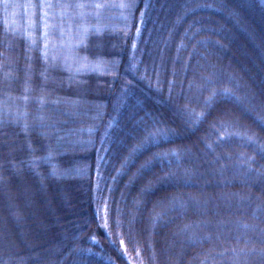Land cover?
Here are the masks:
<instances>
[{"label": "trees", "instance_id": "1", "mask_svg": "<svg viewBox=\"0 0 264 264\" xmlns=\"http://www.w3.org/2000/svg\"><path fill=\"white\" fill-rule=\"evenodd\" d=\"M110 1L54 57L0 0V264H264V0Z\"/></svg>", "mask_w": 264, "mask_h": 264}, {"label": "rangeland", "instance_id": "2", "mask_svg": "<svg viewBox=\"0 0 264 264\" xmlns=\"http://www.w3.org/2000/svg\"><path fill=\"white\" fill-rule=\"evenodd\" d=\"M51 1L53 0H42L43 3L52 4ZM75 2L76 0H66L63 4H52V7L40 8L44 22L38 28V21H36L38 8L36 9L34 0H4V5L10 14V20L13 19L12 21H14L12 23L28 30L31 36L35 38L36 36L44 38L47 41V52L54 53V57H56V54L60 53V51L68 49L72 43L81 41L82 36L85 37L86 34L83 32L85 26L93 28L100 23H106L108 21L107 7L109 8L112 4L116 7L115 3L110 0H85V2L77 0ZM80 3L85 4L86 7H76ZM95 3H101L106 6L96 9L93 7ZM64 5L67 6L65 7ZM118 10L120 9L118 8ZM113 11L116 10L113 9ZM120 14H116L117 18L120 17ZM17 18L19 22H16ZM45 24H47V28H45Z\"/></svg>", "mask_w": 264, "mask_h": 264}, {"label": "snow or ice", "instance_id": "3", "mask_svg": "<svg viewBox=\"0 0 264 264\" xmlns=\"http://www.w3.org/2000/svg\"><path fill=\"white\" fill-rule=\"evenodd\" d=\"M52 6H53V5L50 4V3H42V4L39 5L40 8H49V7H52ZM64 6L66 7L67 5H64ZM105 6H106V5L101 4V3H95V4L93 5V7L96 8V9H100V8H102V7H105ZM118 6L121 7V8H126V7H131V6H133V5H130V4H127V3H121V4H119ZM207 6L211 7L212 5H207ZM76 7H78V8H84V7H86V5L80 3V4H77ZM45 15H47V14L45 13ZM141 16H143V13H141ZM45 28H47V24H45ZM97 31H99V29H97ZM83 32H84V34H86V33L88 32V28H87L86 26L83 28ZM137 32L139 33V29H137ZM45 35H46V33H45ZM83 39H84V36L81 37V42L83 41ZM33 43H34V41H33ZM46 43H47V41H45V44H46ZM133 47H135V45H133ZM85 59H86V58H85ZM93 67H94V68H99L100 65L97 63V64L93 65ZM228 92H229V90H225V93H226V94H227ZM237 99H239V97H237ZM200 118H201L200 116H197V117H196L197 120H199ZM25 127H27V125H25ZM150 135H151V134H150ZM248 139H249V140H252L253 138H252L251 136H249ZM209 147H211V145H209ZM49 155H51V153H49ZM105 227H107V222H106V221H105ZM121 244H123V241H121Z\"/></svg>", "mask_w": 264, "mask_h": 264}]
</instances>
